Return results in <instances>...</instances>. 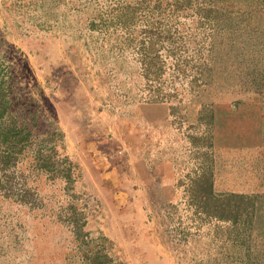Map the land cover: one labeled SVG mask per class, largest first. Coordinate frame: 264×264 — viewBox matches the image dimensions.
Here are the masks:
<instances>
[{"label": "rangeland", "instance_id": "374dc122", "mask_svg": "<svg viewBox=\"0 0 264 264\" xmlns=\"http://www.w3.org/2000/svg\"><path fill=\"white\" fill-rule=\"evenodd\" d=\"M0 264H264V0H0Z\"/></svg>", "mask_w": 264, "mask_h": 264}, {"label": "bare ground", "instance_id": "6f19581e", "mask_svg": "<svg viewBox=\"0 0 264 264\" xmlns=\"http://www.w3.org/2000/svg\"><path fill=\"white\" fill-rule=\"evenodd\" d=\"M250 147V146H249Z\"/></svg>", "mask_w": 264, "mask_h": 264}]
</instances>
